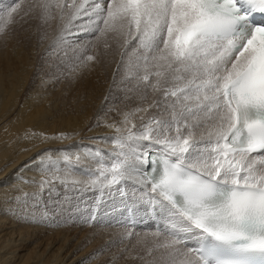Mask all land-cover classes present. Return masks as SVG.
<instances>
[{
  "label": "snow or ice",
  "instance_id": "obj_1",
  "mask_svg": "<svg viewBox=\"0 0 264 264\" xmlns=\"http://www.w3.org/2000/svg\"><path fill=\"white\" fill-rule=\"evenodd\" d=\"M32 21L41 42L55 33L48 75L115 49L141 104L103 121L115 135L93 138L107 151L86 147L94 166L41 153L35 191L16 197L21 219L58 224L33 214L45 196L91 193L87 215L64 222L121 229L110 264H264V0H13L0 36ZM109 201L121 218L101 215Z\"/></svg>",
  "mask_w": 264,
  "mask_h": 264
},
{
  "label": "bare ground",
  "instance_id": "obj_2",
  "mask_svg": "<svg viewBox=\"0 0 264 264\" xmlns=\"http://www.w3.org/2000/svg\"><path fill=\"white\" fill-rule=\"evenodd\" d=\"M50 39L42 42L43 52ZM18 42L8 35L0 38V264H110L111 259L98 261L90 253L94 250L91 241L97 243L94 233L102 231L101 225L83 224L78 219L64 222L66 214L87 215L94 201L91 193L66 197L61 189L59 195L45 196L33 214L38 216L44 209L54 213L59 223L48 225L22 220L16 197L35 191L28 181L39 179L41 153L45 158L50 154L54 160L67 153L72 155V163H76L75 154L79 153L81 164L94 166L83 157L86 147L96 146L105 151L112 147L93 139L115 135L113 129L103 126L104 120L116 116L117 109L115 96L111 99L109 91L105 92L108 81L118 75L114 68L110 73L106 68L111 53L95 67L82 69L73 77L54 79L47 74L48 63L45 68L36 65L42 58L33 66L37 47L32 42L28 46ZM51 61L54 64L55 57ZM113 83L114 80L108 90ZM140 104L137 97L136 102L123 110ZM109 108L114 110L108 112ZM61 133L67 138L60 139ZM103 208L110 213L105 219L121 218V212L112 211L111 201ZM140 224L147 227L151 221ZM112 232L120 237L117 228H112Z\"/></svg>",
  "mask_w": 264,
  "mask_h": 264
},
{
  "label": "rangeland",
  "instance_id": "obj_3",
  "mask_svg": "<svg viewBox=\"0 0 264 264\" xmlns=\"http://www.w3.org/2000/svg\"><path fill=\"white\" fill-rule=\"evenodd\" d=\"M13 3V0H0V11H4L7 9V7ZM35 24V25H34ZM34 26V27H33ZM17 28V29H16ZM27 29V30H25ZM25 31V32H24ZM21 32V33H20ZM32 32V33H31ZM34 32V33H33ZM36 32V33H35ZM49 32V36L48 37H52V35H54V30L53 29H49L48 30ZM31 33V34H30ZM7 35L9 37H11L13 39L14 42L17 43V41L19 40V42L21 41V44L24 45V46H28L29 44L31 45V42H32V46L33 47H37V50H35V55H36V59L35 58H32V61H33V66L35 65V61L39 58H44L45 57V52H43L45 49L42 48V42L40 41L39 39V32L36 31V22L32 21L31 22V27H29L28 25H25L23 24V22H17L13 25L10 26V31L7 33ZM37 35V36H36ZM17 37V38H15ZM27 37V38H26ZM30 37V38H29ZM34 37V38H33ZM0 38H2V36H0ZM16 39V40H15ZM24 39V40H23ZM31 39V40H30ZM30 40V41H29ZM51 40V39H50ZM23 41V43H22ZM18 42V43H19ZM27 42V43H25ZM50 43V41H49ZM27 44V45H26ZM35 45V46H34ZM111 53V54H110ZM109 54H110V60L111 62H108V66L106 67L108 70H109V73H110V69L111 68H114V70H116L118 73V75L110 80V82L108 81V85L113 82L114 80V83H113V87L111 90H108L109 89V86L107 85V88H106V91L105 92H108L109 91V96H111V99H117L116 101V107L118 109H125L127 108L130 104L134 103L137 101V96L133 93V92H129L128 91V88L131 87V85H129L125 78H124V75L122 74V72L118 70L117 68V65H118V62H119V53L115 50V49H112L109 51ZM108 54V55H109ZM55 56L51 57V58H54ZM50 58V59H51ZM49 58L48 57H45L43 60L40 59L39 61L40 62H37L36 65L42 67V68H45L46 66V63H45V60H48ZM42 60V61H41ZM109 60V61H110ZM114 62V64H113ZM113 64V65H112ZM110 66V67H109ZM114 66V67H113ZM53 69L51 68V66L49 65V67L47 68V71L50 73ZM105 72L107 73L108 71L105 70ZM48 74V73H47ZM107 75V74H106ZM108 76V75H107ZM107 76H106V79H107ZM109 80V79H108ZM134 95V96H133ZM115 96V98H114ZM117 96V97H116ZM131 96V97H130ZM134 97V98H133ZM120 98V99H119ZM122 98V99H121ZM119 100V102H118ZM124 100V101H123ZM126 100V101H125ZM133 100V101H132ZM131 101V102H129ZM118 102V103H117ZM121 103V105H119ZM124 103V104H123ZM123 104V106H122ZM127 104V106H125ZM122 107V108H121ZM124 107V108H123ZM105 213V209L103 208L101 210V214H104ZM67 217L70 216V214H66ZM122 216V214L120 215ZM118 217H113V219H116ZM110 219V218H109ZM102 226V225H101ZM94 226L91 227V229H93ZM145 228L144 226H142L140 223L137 224V230H140V229H143ZM118 231H122L121 229L117 228ZM114 231V229H113ZM103 232V233H102ZM110 232V234H112V236H110V234H108ZM112 232V228H108V227H104L102 226V231H97L96 233H94L95 235V240H97V243L96 241L92 242L91 243L93 245H91L90 247L91 248H94V250L90 251V253H92L94 256H96L97 260L98 261H106L108 262L109 259L112 258V256L119 252V249L121 247H123L124 245L122 244H117L116 242L120 239V237L118 236L117 233H111ZM103 235V236H102ZM107 235V236H106ZM109 236V238H108ZM104 238V239H103ZM108 238V239H107ZM135 241L134 240H125V244H128L129 247L131 246L132 243H134ZM96 245V246H95ZM65 246V244L63 243V247ZM94 263V262H92ZM61 264V263H60ZM89 264V263H87ZM95 264V263H94ZM119 264H136L135 261H132L131 259H121L119 261Z\"/></svg>",
  "mask_w": 264,
  "mask_h": 264
}]
</instances>
